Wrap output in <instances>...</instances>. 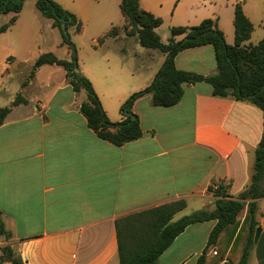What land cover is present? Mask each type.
Listing matches in <instances>:
<instances>
[{"label":"crops","instance_id":"0c3cea01","mask_svg":"<svg viewBox=\"0 0 264 264\" xmlns=\"http://www.w3.org/2000/svg\"><path fill=\"white\" fill-rule=\"evenodd\" d=\"M56 1L76 15L81 30L70 27L81 32L82 19H91L90 7L82 10L81 0ZM238 1L242 2L232 0L229 6L210 0L211 13H201L192 0H140V4L172 25H195L211 16L226 41L234 44ZM225 8L228 18L223 17ZM21 10L0 14V26L16 15L14 23L0 32L1 74L21 61L34 63L39 56L26 57L37 40L18 24ZM39 15L41 39L68 45L54 19ZM122 16L121 25H112L95 39L99 44L94 50L102 49V54H92L82 68L112 121L122 119L121 104L154 80L166 58L158 49L137 46L141 45L137 35L126 33ZM113 26L120 28L119 34L106 36ZM253 31L245 43L256 44L250 41ZM119 40L132 41L136 47L128 51L123 45L112 46V41ZM53 46L49 48L56 52ZM57 56L71 59L67 48ZM175 64L178 69L204 75L217 71L212 44L179 51ZM44 68L50 69V75L38 81ZM35 89L41 93L34 95ZM6 91L0 81V94ZM21 91L27 102L12 105L0 125V212L12 232L9 239L0 235V242L13 245L26 264H120L116 231L120 217L183 199L186 206L173 217L179 219L214 208L215 196L209 186L229 184V193L236 197L251 182L255 149L264 129L262 109L248 100L213 95L206 81L183 83L182 97L172 106L154 105L151 93L138 97L132 110L139 116L143 133L121 145L99 137L90 128L80 110L84 94L73 89L63 66H39ZM7 98L10 105L15 96L10 93ZM257 203L261 232L250 249L248 264H264V196ZM215 223L189 224L160 255L159 262L195 264ZM196 224L204 229L200 241Z\"/></svg>","mask_w":264,"mask_h":264},{"label":"trees","instance_id":"16d2710c","mask_svg":"<svg viewBox=\"0 0 264 264\" xmlns=\"http://www.w3.org/2000/svg\"><path fill=\"white\" fill-rule=\"evenodd\" d=\"M24 2L25 0H0V14L17 13L23 8ZM36 6L43 15L54 19L62 33L63 41L72 46L68 28L75 25L77 31L81 30V22L77 20L76 15L56 0H36ZM120 9L125 17L123 28L127 34L137 35L140 44L145 47L166 53L154 80L148 86L133 92L121 104V120L112 121L109 118L92 81L77 67L76 54H73L71 59H66L59 58L53 51L41 53L34 61L23 85L27 84L28 80L35 76L36 69L45 63L63 66L73 89H84L86 92V99L81 102L80 110L86 116L90 128L99 137L117 145L135 140L143 133L139 116L132 110L138 97L151 93L154 105L172 106L182 97L185 82L206 81L211 84L213 95L248 100L262 109L264 118V37L256 44L245 43L250 38L254 25L244 12L241 1L236 2L234 10V44L226 41L223 30L211 17H206L195 25H172L168 40L163 41L156 30V27L163 23V18L144 9L140 0H121ZM15 20L16 15L3 23L0 32L6 31ZM119 31V27L113 26L106 36H116ZM178 35L183 37L177 39ZM204 44H212L214 47L217 63L215 73L204 75L176 67L175 56L179 51ZM20 102H27L21 93L17 94L10 105L0 106V125L11 111L12 105ZM228 186L229 184L223 182L209 186L215 196L214 208L200 209L177 220H173L175 213L186 206L183 199L117 219L120 264H161L160 255L189 224L208 220H216V223L195 264H248L255 230L259 225L257 199L264 196V129L255 149L254 171L249 186L236 197L229 193ZM246 207V214L240 220L239 215ZM243 224L248 225L245 243L241 254L233 256ZM0 235L8 239L12 236V232L5 227L1 219V212ZM220 242L222 245L218 246ZM6 260L12 264H26L10 244L1 246L0 264Z\"/></svg>","mask_w":264,"mask_h":264},{"label":"rangeland","instance_id":"374dc122","mask_svg":"<svg viewBox=\"0 0 264 264\" xmlns=\"http://www.w3.org/2000/svg\"><path fill=\"white\" fill-rule=\"evenodd\" d=\"M197 3V6L200 8L201 13H211L212 6L209 5L210 0H192ZM213 1V0H212ZM215 1V0H214ZM219 2L227 3L230 6L232 0H218ZM243 6L246 12L251 17V20L254 23V31L252 34V39L250 41L257 43L264 37V0H242ZM120 0H81L78 4L82 8L85 6L90 7L91 9V19L87 20V18L82 19L83 21V29L81 32H75L73 27L68 28L69 35L73 42V45H66L65 47H61L58 43L53 44V41H43L39 34V26H41L42 21L40 17V11L36 8L35 0H25L23 8L20 12L19 25L24 26V32L27 33V36L37 40L36 45L32 48L31 54L26 55V57H30V55H40L43 52L51 51L49 47L54 45L56 55H63V51L67 48L70 51V55L72 57L73 54H76L78 66L80 68L81 73H83L82 68L90 61L92 54H102V49L99 51L94 50V46L98 45L99 42L95 41L100 36L104 35L112 25H121L123 23V16L120 12L119 7ZM228 8L223 10L224 18H228ZM35 13V15H34ZM81 13V12H80ZM82 15L84 17H89L87 13L83 12ZM211 17V16H208ZM163 18V17H162ZM30 26V30L29 29ZM172 26L170 20L163 18V23L161 26L157 28L158 33L162 37L164 41H167L170 36V27ZM17 29L14 30V32ZM29 31V34H28ZM62 34V33H61ZM63 37V36H62ZM112 46H125L128 51L130 48L136 47V45H132L129 42L124 41H112ZM142 46V45H137ZM43 51V52H39ZM34 56V57H35ZM34 59V58H33ZM32 61H21L16 68H11V70H3V73H0V81L4 83V86L7 88V93L0 94V106H6L9 104V100L7 98L8 94L13 93L16 97L22 89L23 80L25 81L28 78V71L32 67ZM47 68V67H46ZM41 69L38 73V81L41 79H46L50 75V69ZM55 80H60V77L54 78ZM30 90V88H29ZM80 92H83L82 100L86 99V92L84 89H81ZM41 92L36 89L33 90V94H39ZM247 207L244 208L242 213L239 215L240 220H242L246 214ZM259 212V208L257 207V215ZM173 220H177L176 217ZM195 226L199 227L198 229V239L199 241L204 237L202 232H204L203 227L201 225L196 224ZM248 225L243 224L242 230L240 233V237L238 238L237 243L235 244L233 250V256H238L241 254L245 239L247 236ZM3 236V235H2ZM6 238V237H5ZM8 239V238H6ZM183 239H179L180 242ZM9 244V243H8ZM177 244L173 245L172 248H177ZM5 244L0 242V250L1 246ZM11 245V244H10ZM222 243H218V246H221ZM13 247V245H11ZM14 248V247H13ZM224 264V263H222Z\"/></svg>","mask_w":264,"mask_h":264},{"label":"water","instance_id":"95a60500","mask_svg":"<svg viewBox=\"0 0 264 264\" xmlns=\"http://www.w3.org/2000/svg\"><path fill=\"white\" fill-rule=\"evenodd\" d=\"M77 67H79V66L77 65ZM260 232H261V227L258 226V227L256 228V230H255L254 241H257V240H258V238H259V236H260ZM227 264H231V263H227Z\"/></svg>","mask_w":264,"mask_h":264},{"label":"built area","instance_id":"2783aa9c","mask_svg":"<svg viewBox=\"0 0 264 264\" xmlns=\"http://www.w3.org/2000/svg\"><path fill=\"white\" fill-rule=\"evenodd\" d=\"M215 252V251H214Z\"/></svg>","mask_w":264,"mask_h":264}]
</instances>
